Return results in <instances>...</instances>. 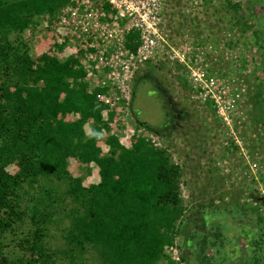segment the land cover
<instances>
[{
    "label": "trees",
    "instance_id": "16d2710c",
    "mask_svg": "<svg viewBox=\"0 0 264 264\" xmlns=\"http://www.w3.org/2000/svg\"><path fill=\"white\" fill-rule=\"evenodd\" d=\"M71 2L0 0V264H178L171 249L186 211L181 166L143 137L126 149L102 126L101 90L76 57L61 58L64 45L35 57L36 31ZM139 42L137 33L127 36L134 53ZM258 42L263 49L264 38ZM256 108L264 120L262 101ZM71 158L95 163L100 182L73 176ZM260 201L263 211L247 210L258 214L262 240L249 244L247 264L264 257ZM215 237H204L201 253L221 247L201 263L219 253L233 261L224 235Z\"/></svg>",
    "mask_w": 264,
    "mask_h": 264
},
{
    "label": "rangeland",
    "instance_id": "374dc122",
    "mask_svg": "<svg viewBox=\"0 0 264 264\" xmlns=\"http://www.w3.org/2000/svg\"><path fill=\"white\" fill-rule=\"evenodd\" d=\"M189 1L172 0L166 7L163 38L153 45L148 40L147 52L131 57L125 36L114 55L118 66H83L90 56L99 61L91 52L73 57L101 90L102 126L126 149L143 137L181 166L186 211L175 232L173 259L202 264L221 247L210 244L202 254L204 237L217 242L215 235L223 234V252L234 260L219 253L212 264H247L249 244L261 240L258 214L247 210L263 211L264 198V120L256 108L262 101L264 109V48L258 42L264 38V0H210L196 13ZM65 7L36 31L35 57L61 45ZM187 64L197 69L194 77ZM90 128L85 126L87 133ZM98 146L107 152L104 140ZM69 172L88 184L100 182L95 163L71 158Z\"/></svg>",
    "mask_w": 264,
    "mask_h": 264
},
{
    "label": "built area",
    "instance_id": "2783aa9c",
    "mask_svg": "<svg viewBox=\"0 0 264 264\" xmlns=\"http://www.w3.org/2000/svg\"><path fill=\"white\" fill-rule=\"evenodd\" d=\"M171 1L72 0L69 6L62 9L65 15L61 17L60 23L65 25V30L61 45H64L65 49L60 56H73L77 53L87 55L88 52H91V54L100 55L99 61L96 56H90L87 61L84 60L85 63L89 62L90 64L83 66H118L114 61V55L117 57L121 52L122 46L118 45H120V41L123 45L125 36L130 33H137L141 42L137 52L127 50V52H131L130 56L134 57L147 52L150 47L148 40H151L150 45H153V39L163 38L165 11ZM209 2L210 0H190L189 4L196 13ZM80 47L83 48L82 51H80ZM185 59L184 55L180 58L182 62H186ZM187 66L194 77L197 69L191 64H187ZM88 74L91 73L88 72ZM118 79L116 80L118 81ZM199 80L201 79L194 81L198 82Z\"/></svg>",
    "mask_w": 264,
    "mask_h": 264
}]
</instances>
